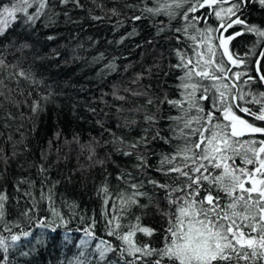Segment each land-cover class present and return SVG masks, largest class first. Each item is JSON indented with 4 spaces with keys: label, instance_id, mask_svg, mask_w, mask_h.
Returning <instances> with one entry per match:
<instances>
[{
    "label": "snow or ice",
    "instance_id": "snow-or-ice-1",
    "mask_svg": "<svg viewBox=\"0 0 264 264\" xmlns=\"http://www.w3.org/2000/svg\"><path fill=\"white\" fill-rule=\"evenodd\" d=\"M59 2L65 5L71 2L82 7L79 0ZM254 2L264 8V0H140L138 4L124 5L126 9L140 12V15L129 18L132 22L167 18V24L163 20L153 24L156 28L153 41L157 37L168 43L175 41V46L168 51L176 62L169 63L168 68L169 72L179 70L182 73L177 85L181 90V99L172 100L165 95L159 103L169 104L178 110V115L168 119L172 121L169 130L175 129V138L179 143L172 152L161 154L158 166H153L149 162L153 154L152 143L157 140L171 143V138L162 137L159 130L153 129L152 126L157 123L155 114L145 113L148 127L143 129L144 135L133 141L116 136L111 129L104 128L102 121H97L103 130L101 136L107 132L111 139L101 141L93 137L86 144H80L81 151L88 152L89 160L103 166L109 153L99 158L98 149L110 146L115 153L134 157V169L142 174L155 171L159 179L128 180L130 193L122 190L114 194L119 208L115 203L111 212L107 207L102 208L105 232L110 239L96 236V221L92 220L88 227L82 229L83 237L77 245L84 259L77 258L75 264H91L87 259L89 252L94 255L97 264H264V126H260L264 125V92L253 94L241 89V84L257 80L264 83V27L248 24L241 18ZM122 14L114 7L106 16L91 18L102 21L108 17L118 18ZM57 15L51 0H8L7 3L0 0V38L15 22L34 29L38 22L43 21L45 27H50L56 22ZM212 16L216 20L215 27L208 23ZM123 25L124 20L117 19L113 28L119 30ZM237 25L242 26L243 31H229ZM243 32L253 33L257 40L253 48L241 56L229 45ZM135 35L137 32L133 28L116 43L120 44ZM48 39L54 37L49 36ZM30 47L25 42L17 51ZM257 48L262 50L256 51ZM249 56L253 57L254 75L243 70L249 66ZM103 58L101 53L94 60L98 62ZM154 63L159 69L160 62ZM9 68L17 69L15 73H9L10 77H21L35 88L43 84V80L37 79L30 70L20 68L18 63H8L5 50L0 49V73ZM116 70L117 65L112 61L104 66L100 75ZM147 71L151 75L153 69ZM169 72L161 71L160 74L167 76ZM143 78L142 72L137 73L132 83L139 86ZM0 85L7 87L2 79ZM124 91L132 96L147 97L149 105L153 103L147 88L142 91L125 88ZM118 92V87L114 85L112 95L121 101L127 99ZM51 96L49 91L33 100L31 112L37 114L43 111L44 103ZM0 97L10 103L15 102L4 91H0ZM249 105L256 106L255 110ZM141 110L139 107L135 109L136 112ZM89 111L95 113L96 109ZM134 124L135 120H125L121 127ZM153 131L154 135L151 134ZM74 140L79 143L77 137ZM39 171L43 174L47 169L41 165ZM126 176L130 177L131 173L122 170L118 179L123 180ZM34 183L23 178L17 182L16 190L21 192V185L31 188ZM146 184L151 186V193L143 190ZM54 187L55 183L46 193L43 185L41 188L40 200L47 199L50 206ZM101 193L104 196L103 205L107 206L113 194L106 185L98 190V195ZM22 194L32 201L31 207L21 213L31 223L30 213H34L37 200L30 190ZM142 199L147 203L142 204ZM8 201L7 191H0V264H10V251L32 235L31 231H25L19 224L6 219ZM133 207L139 208L142 215L134 216V222L123 223ZM149 208H154L160 218L159 228L142 223ZM51 212L55 220L49 222L45 219L39 223L40 227H50L55 231L67 222L54 207H51ZM158 231L161 240L155 244L151 238ZM138 234L147 239L138 240ZM69 239L66 234L65 242ZM20 255L27 256L29 252H21Z\"/></svg>",
    "mask_w": 264,
    "mask_h": 264
},
{
    "label": "trees",
    "instance_id": "trees-1",
    "mask_svg": "<svg viewBox=\"0 0 264 264\" xmlns=\"http://www.w3.org/2000/svg\"><path fill=\"white\" fill-rule=\"evenodd\" d=\"M3 2L7 3L8 0ZM51 2L53 11L58 15L56 22L50 27H45L43 21L38 22L34 29L15 22L6 35L0 38V49L5 50L8 63H18L20 68L30 70L37 79L43 80V84L35 88L21 77L9 76V73L17 71L16 68L0 73V79L7 85L6 88L0 85V91H4L15 101L10 103L0 97V191L6 190L9 196L6 219L32 233L10 251V264H75L77 258L84 259L77 245L83 237L82 229L88 227L92 220L96 221V236L110 239L105 232L102 208L107 207L111 212L113 203L119 208V201L114 194L122 190L130 193L128 180L139 182L148 178L159 179L155 171L142 174L134 169V157L115 153L110 146L98 149L99 158H104L109 153L103 166L89 160L88 152L81 151L80 144H86L93 137L101 141L111 139L107 132L101 136L103 130L97 121H102L104 128L111 129L116 136L133 141L145 134L143 129L148 127L144 120L145 113L155 114L157 123L152 126L153 129L159 130L162 137L171 138V143L163 140L152 143L153 154L149 162L153 166H158L161 154L172 152L179 143L175 138V129L169 130L172 121L168 119L178 115V110L169 104L159 103L165 95L172 100L181 99V90L177 85L182 73L179 70L169 72L168 68L169 63L176 62L168 51L175 46V41L168 43L159 37L153 41L156 36L153 24H159L161 20L167 24V18L156 17L132 22L129 18L140 15V12L126 9L124 5L138 4L140 0H79L82 7L71 2L61 4L59 0ZM114 7L122 11L120 17H108L102 21L91 18L106 16ZM241 18L248 24L264 27V8L254 2L247 7ZM117 19L124 20V25L119 30H114ZM208 23L215 27V17H210ZM133 28L137 35L126 38L120 44L116 43ZM229 31H243V28L237 25L234 30ZM49 36L54 39L49 40ZM256 40L253 33L243 32L231 41L229 47L243 56L253 48ZM25 42L31 47L17 51ZM260 50L262 49H256ZM101 53L104 58L95 61L94 58ZM252 59L249 56V66L243 69L250 75H254ZM112 61L117 65V70L100 75L104 66ZM157 61L160 62L159 69L154 63ZM125 68L128 70L125 71ZM150 68L153 69L151 75L147 71ZM161 71L169 74L164 76L160 74ZM141 72L144 78L137 86L132 83V79ZM114 85L118 87L119 95L127 97L126 100H118L112 95ZM125 88L133 91L147 88L153 103L149 105L147 97L126 93ZM241 89L256 94L264 92V84L257 80L247 85L241 84ZM49 91L52 96L44 103L43 111L32 113V101ZM138 107L142 108L140 112L135 111ZM249 107L255 110L256 106ZM89 109H96V112ZM245 118L250 119L247 116ZM125 120H135L136 124L121 127ZM151 134L154 135V131ZM74 137L78 138L79 143ZM13 153L16 155L13 156ZM41 165L47 169L43 174L39 171ZM122 170L131 173V176L118 179ZM23 178L34 181V186L29 188L26 184L21 185L22 191L18 192L16 184ZM53 183L55 187L52 189L53 201L50 206L47 199L40 200V194L42 185L46 193ZM104 185L113 194L107 206L103 205V193L98 195V190ZM28 190L37 200L34 213H30L31 223L21 216L32 205V201L22 194ZM143 190L149 193L152 191L147 184ZM141 203L145 204L147 200L142 199ZM51 207L67 222L58 226L55 231L50 227L42 228L39 223L45 219L49 222L56 219L52 216ZM141 215V210L133 207L123 223L129 220L134 222V216ZM57 223L60 224L59 221ZM142 223L159 228L160 218L155 214L154 208L148 209V215L143 217ZM3 234L8 235L7 232ZM66 234L70 237L67 243ZM137 239L147 238L138 234ZM151 239L159 244V231ZM94 244L95 241L93 247ZM21 252H29V255L22 256ZM87 259L91 264H97L90 252Z\"/></svg>",
    "mask_w": 264,
    "mask_h": 264
},
{
    "label": "water",
    "instance_id": "water-1",
    "mask_svg": "<svg viewBox=\"0 0 264 264\" xmlns=\"http://www.w3.org/2000/svg\"><path fill=\"white\" fill-rule=\"evenodd\" d=\"M264 84V83H263Z\"/></svg>",
    "mask_w": 264,
    "mask_h": 264
}]
</instances>
